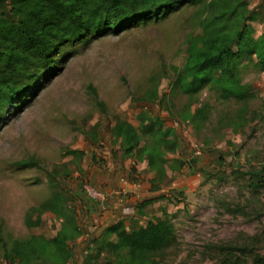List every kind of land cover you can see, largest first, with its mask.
I'll list each match as a JSON object with an SVG mask.
<instances>
[{"label":"rangeland","instance_id":"rangeland-1","mask_svg":"<svg viewBox=\"0 0 264 264\" xmlns=\"http://www.w3.org/2000/svg\"><path fill=\"white\" fill-rule=\"evenodd\" d=\"M244 1L259 11L247 21L256 37L264 31V0ZM202 14L201 5L183 3L118 34L88 33L67 42L54 53L57 71L43 87L4 109L0 264H10L3 252L12 239L57 234L61 219L34 207L62 188L82 230L69 242L73 255L65 264H83L88 255L90 264H119L99 241L91 242L117 240L104 233L117 220L127 228L169 220L173 238L150 264H250L264 254V187L252 186L249 173H264V70L254 56L239 61L237 74L249 87L246 100L222 98L216 85L197 80L194 92L173 86L190 41L206 27L199 23ZM139 114L161 118L178 145L167 154L162 180L142 162L119 168L115 181L126 178L134 190L122 199V212H112L95 192L117 155L111 128L117 122L137 127ZM172 159L186 163L178 167ZM146 199L154 200L136 207Z\"/></svg>","mask_w":264,"mask_h":264},{"label":"trees","instance_id":"trees-1","mask_svg":"<svg viewBox=\"0 0 264 264\" xmlns=\"http://www.w3.org/2000/svg\"><path fill=\"white\" fill-rule=\"evenodd\" d=\"M183 3L201 5L199 23L206 27L198 39L190 41L189 56L175 74L173 86L194 92L192 82L197 80L200 85H216L222 98L246 100L249 87L237 74L239 61L254 56L264 70V31L254 37L250 22L258 18L259 11L249 8L244 0H0V116L7 106L35 95L43 87V80L57 71L53 55L62 45L88 33L118 34L146 18L164 16ZM260 7L264 10V1ZM200 113L202 109H196L194 116ZM138 122L135 128L115 123L111 128L113 139L123 154L146 160L162 180L166 152L176 151L178 138L171 127H163L158 116L147 119L139 114ZM172 161L178 167L186 163ZM249 173L252 186L264 187L263 171ZM67 193L65 188L54 190L34 207L38 214L50 211L61 219L57 234L48 239L35 234L12 239L3 252L8 263L65 264L72 258L69 242L82 230L74 211L66 206ZM153 200L146 199L137 207ZM104 233L115 234L117 240L98 237L91 242L99 241V248L111 251L119 264H150L173 238L167 218L147 219L143 225L128 228L119 220L107 226ZM60 243L68 246L62 248ZM91 258L88 255L83 264H90ZM250 264H264V254L256 255Z\"/></svg>","mask_w":264,"mask_h":264},{"label":"crops","instance_id":"crops-1","mask_svg":"<svg viewBox=\"0 0 264 264\" xmlns=\"http://www.w3.org/2000/svg\"><path fill=\"white\" fill-rule=\"evenodd\" d=\"M154 116H156V115H154ZM131 127H133V126H131ZM110 134H111V137L113 138L112 133H110ZM169 153L172 154L171 152H166V155H165L166 158H167V154H169ZM116 156H117V159H114ZM116 156L111 158V160H110L111 166H110L108 172H106L104 179L100 180V183L102 184L103 187H101L100 189L99 188L95 189L96 194L101 198V200L104 199V196L106 197V203H107V205H109L112 212L119 211V210L121 211L123 209V207L126 205V203H123L122 199L127 197V194H129L127 192H131L134 190L133 189L134 184H132L134 182H127L125 180L126 178L124 180L121 179L120 180L121 182L115 181L114 178H115V176L116 177L118 176L117 172L119 171V168L122 165L128 166V164H129V166H130L131 164L135 163V161L136 162L138 161V162H142L143 164H146L147 168L151 169L152 171L154 170V169L149 167V164L147 163L146 160H137L133 154H129V155L123 154V151H121L119 149V146L117 147V155ZM123 159H125V160L123 161ZM103 161L101 163H103ZM164 168H165V173H166V166H164ZM154 172H155V170H154ZM118 173H120V172H118ZM107 190L109 192L105 193V191H107ZM117 221H119V220H117ZM122 222L124 223V221H122ZM125 227L127 228V225H125Z\"/></svg>","mask_w":264,"mask_h":264}]
</instances>
